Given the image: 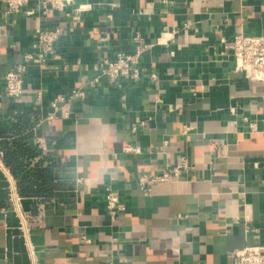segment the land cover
Returning <instances> with one entry per match:
<instances>
[{"label": "crops", "instance_id": "obj_1", "mask_svg": "<svg viewBox=\"0 0 264 264\" xmlns=\"http://www.w3.org/2000/svg\"><path fill=\"white\" fill-rule=\"evenodd\" d=\"M77 4L93 7L79 21L36 2L8 14L0 2V264H234V251L264 246V82L236 72L226 47L240 33L264 36V0ZM57 27L48 62L8 98L5 74L38 28ZM137 34L156 44L139 81L102 78L68 119L47 121L101 59L134 53ZM179 157L189 169L141 190L140 177ZM110 190L125 206L115 220Z\"/></svg>", "mask_w": 264, "mask_h": 264}, {"label": "built area", "instance_id": "obj_2", "mask_svg": "<svg viewBox=\"0 0 264 264\" xmlns=\"http://www.w3.org/2000/svg\"><path fill=\"white\" fill-rule=\"evenodd\" d=\"M0 2L7 7L8 14H19L30 3L36 2L37 8L42 9L44 13L59 11L74 21H79L83 14L93 8L92 5H78L77 0H0ZM162 3L168 4L170 0H162ZM26 14L33 15L34 10H29ZM175 33V31L163 33L157 44H168L174 38ZM63 34L64 31L60 27L53 30L42 28L36 30L32 52L26 54L4 76L5 94L8 98L15 99L24 94L25 74L31 66H44L48 62L49 56L55 51L56 44ZM133 40L136 46L134 53H118L114 59H101L94 66L95 77L88 85L75 88L66 95H58L51 103L53 112L47 117V121L53 122L60 117L68 119L71 116L74 103L88 97L87 87L95 86L102 78L107 79L110 85L118 88H124L127 81H139L143 72V55L152 50L156 44H147L139 34ZM226 47L232 52L235 59L236 72L244 74L249 81L264 82V36L240 33ZM151 78L156 80L157 75L152 74ZM138 150L133 147L125 149L126 152H138ZM189 168L188 160L185 157H179L177 166L172 171L165 172L161 176H142L139 179V186L141 190L148 193L149 186L179 177L183 170ZM12 198L17 201L18 195L13 193ZM106 199L108 214L112 220H115L120 213L125 211V206L114 191L110 190ZM233 257L234 264H264V246L255 245L238 249L234 251Z\"/></svg>", "mask_w": 264, "mask_h": 264}]
</instances>
